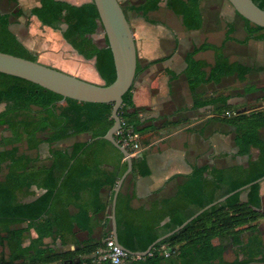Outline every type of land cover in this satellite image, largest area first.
<instances>
[{
	"label": "trees",
	"instance_id": "16d2710c",
	"mask_svg": "<svg viewBox=\"0 0 264 264\" xmlns=\"http://www.w3.org/2000/svg\"><path fill=\"white\" fill-rule=\"evenodd\" d=\"M7 1L14 4L18 2ZM159 2L143 0L139 5H131L129 9L145 22L155 24L148 15L159 9ZM252 2L264 11V0ZM38 3V7L30 10V15L35 16L42 26L53 30H61L60 26L65 25L61 31L63 40L84 60H93V67L104 85L111 84L115 79V70L110 49H99L87 38L98 29L102 31L92 1L80 6L56 0H38ZM164 7L181 20L186 31L201 29V0H165ZM122 10L125 15V10ZM234 12L244 23L245 38L240 44L245 45L250 40H264V29ZM9 18L8 14L0 15V52L36 62V55L28 51L8 29ZM232 33L231 25L226 24L225 38L219 46L203 42L187 52L184 55L183 75L194 108L208 104L219 105L218 116L234 130L233 143L237 148V156H249L252 149L258 151V156L255 160H248L246 166L237 164L216 169L211 172L209 179L203 177L204 167L195 169L192 187L198 189V192L192 196L195 199L204 197V200L196 206L195 211L150 236H144L127 219L120 218L117 197V240L130 252H144L156 239L173 231L205 206L264 177V140L260 136V131L264 129V108L237 114L227 105L229 96L222 95L199 103L196 100V90L201 85L218 84L226 77H235L238 82H243L248 74L256 70L240 63H231L223 55L224 44L233 41ZM206 51L213 53L214 61L211 65L195 58L197 54ZM139 71L137 60L135 75ZM132 88L122 97L118 116L125 127L141 135L153 132L154 127L142 123L138 117L132 101ZM251 91L253 88H247L244 93ZM59 102H63L64 106L57 111L55 106ZM0 104H5L0 112V128L9 132V136L0 137V175H3L0 181V264L90 262V257L101 247L100 244L86 243L69 256L51 253L44 247L43 240L61 234L60 215L65 213L76 197L90 187L97 189L95 195H98L100 188L106 185L108 180L94 186L88 184L99 172L101 164L116 160L121 174L126 170V162L120 164L124 159L122 154L102 139L113 123V104L63 100L61 96L35 84L1 73ZM82 134L90 136L89 141L74 143L64 150L53 147L59 141ZM114 138L118 140L117 136ZM42 143L49 146V166L37 165V158L28 154L36 152ZM21 144L25 145L23 151H20ZM136 165L139 175L148 174L141 161L133 163V171ZM115 182L116 179L112 180L110 185L115 186ZM33 186L45 190L44 193L29 203H21L22 194ZM259 189L260 183H257L233 194L156 244L148 255L138 259L128 256L123 264H160L172 256L173 252L177 254L172 264L264 263V240L259 231V221L264 219V213L261 211ZM30 230L37 237L29 239V244L23 246L29 238ZM177 245V250H173ZM161 247L170 248L168 256L163 255ZM228 248H231L232 261L224 258ZM83 256L86 258L82 259ZM77 259L79 263H75Z\"/></svg>",
	"mask_w": 264,
	"mask_h": 264
},
{
	"label": "crops",
	"instance_id": "0c3cea01",
	"mask_svg": "<svg viewBox=\"0 0 264 264\" xmlns=\"http://www.w3.org/2000/svg\"><path fill=\"white\" fill-rule=\"evenodd\" d=\"M56 1L73 6L91 3V0ZM136 1L118 0L125 10L130 28V19L135 28L132 34L140 71L133 82L132 101L140 121L152 125L155 130L141 135L144 149L131 157L132 171L124 178L117 197L120 218L127 219L144 236H150L158 229L195 211L196 206L204 200V197L195 199L192 196L198 192V189L192 187L195 169L204 167L203 177L209 179L211 172L216 169L237 164L246 166L248 160H255L258 156L255 149L250 151L249 156H237V148L233 143L234 130L221 121L217 114L219 105L193 107V99L183 75L184 55L195 47L190 44L191 37L198 33L202 36L200 44L207 42L219 46L225 38L226 24L231 25L233 41L224 44L223 55L231 63H240L256 70L248 74L243 82H238L235 77H226L218 84L201 85L196 90V100L199 103L222 95L229 96L227 105L237 114L264 108V86L249 81L264 68V58L255 57L257 54L264 55V40H250L245 45L240 44L245 38L244 23L236 15L226 24L207 23L203 16L200 30L186 31L181 20L164 7L165 0H160L159 9L148 15L150 20L156 22L149 24L130 11L131 5H139L143 0L138 4ZM38 6V0H18L16 4L0 0V15H10L8 29L28 51L36 55L38 63L79 78L87 75L88 70H94L95 76L99 77L93 67L94 61L84 60L63 40L61 31L65 29V25L60 26L61 30H53L42 26L35 16L30 15V10ZM167 12L175 19H163ZM101 32L103 31L98 29L94 35L87 37L99 49L106 47L104 34V45L96 43L95 37ZM258 48L260 50L256 52ZM195 58L208 65L214 61L211 51L199 53ZM247 88H253V91L244 93ZM260 136L264 140V129L260 131ZM89 139L90 136L86 134L77 135L59 141L53 147L64 150L74 143L87 142ZM28 154L37 158V165L49 166V146L46 143L40 144L36 152ZM111 161L101 164L99 172L88 183L94 186L100 181L108 180L100 188L98 195H95L97 189L91 187L83 191L66 208L65 213L60 215L61 234H54L43 240L44 247L51 253L71 256L86 243L103 246L104 240L112 232L113 194L126 171L121 174L117 161ZM123 161L124 159L120 164ZM137 161H141L142 166L147 168L146 176L139 175L137 165L133 171V163ZM2 179L3 175H0V181ZM114 179L115 186H111L110 182ZM44 191L34 186L26 189L21 203L33 201ZM259 194L262 199L261 211L264 213V180L260 183ZM242 200H245V194ZM262 226L264 219L259 221L260 232ZM36 237V233L30 230L29 238L23 246L29 244V239ZM177 248L178 245L172 249ZM160 250L164 255L169 254L170 248L161 247ZM176 254L177 252H173L172 256L160 264L174 263Z\"/></svg>",
	"mask_w": 264,
	"mask_h": 264
},
{
	"label": "water",
	"instance_id": "95a60500",
	"mask_svg": "<svg viewBox=\"0 0 264 264\" xmlns=\"http://www.w3.org/2000/svg\"><path fill=\"white\" fill-rule=\"evenodd\" d=\"M91 1L98 13L99 24L105 37L106 47L110 49L112 55L115 79L111 84H92L38 62H33L1 52L0 73L28 81L44 90H48L61 96L63 100L71 99L80 103L92 104H113L111 110V120L113 123L102 139L109 142L122 154L127 165L126 171L120 178L112 199L111 225L113 239L128 255L144 257L151 252L156 244L181 230L205 210L224 202L227 198L237 192L244 191L254 184L261 183L264 180V177L205 206L173 231L156 239L144 252H130L119 244L116 234L114 209L119 188L124 178L132 171V159L128 152L117 143L114 136L120 128L118 110L123 103L122 97L131 89L135 79L137 52L132 30L119 2L117 0ZM227 2L243 19L264 29V11L257 7L252 0H227ZM75 263H79V259H77Z\"/></svg>",
	"mask_w": 264,
	"mask_h": 264
},
{
	"label": "rangeland",
	"instance_id": "374dc122",
	"mask_svg": "<svg viewBox=\"0 0 264 264\" xmlns=\"http://www.w3.org/2000/svg\"><path fill=\"white\" fill-rule=\"evenodd\" d=\"M118 1V0H117ZM140 2V0L136 1V4H138ZM201 11H202V15L204 16V21L207 23H211V22H220V23H229L232 20V17L234 14V9L231 7V5L227 2V0H201ZM168 13V12H167ZM161 13L159 14V17H161ZM170 17V19H175L174 16H172L170 13L168 14H164L163 15V19H168ZM131 21V25H132V33L135 32V28H134V22L132 19H130ZM131 29V30H132ZM157 30V28H156ZM96 43L98 45H104V38H103V32H101L98 36L95 37ZM202 36L201 34H194L193 38L191 37V41L190 44L191 46H197L199 45L202 41ZM209 40V39H207ZM209 42V41H208ZM260 50V48L257 49L256 52H258ZM253 52V51H251ZM256 58H264V55H256ZM37 62V61H36ZM57 70V69H56ZM79 78V77H76ZM83 81L92 83V84H97V85H102L104 84V81L101 80L100 77L95 76L94 74V70H88L87 75L85 74L84 77L79 78ZM250 82L255 83V85L258 86H264V68L260 69L259 72L257 74H255L254 76H252L249 79ZM64 106L63 102H59L58 104H56V110L59 111L62 107ZM5 108V104H0V111H2ZM1 136H9V132L4 130L3 128H0V137ZM20 151H23L25 149V145L21 144L20 146ZM261 235H262V239L264 240V226H262L261 229ZM225 258L227 261H232L233 260V255L231 252V248H228V250L226 251L225 254Z\"/></svg>",
	"mask_w": 264,
	"mask_h": 264
},
{
	"label": "built area",
	"instance_id": "2783aa9c",
	"mask_svg": "<svg viewBox=\"0 0 264 264\" xmlns=\"http://www.w3.org/2000/svg\"><path fill=\"white\" fill-rule=\"evenodd\" d=\"M115 136L118 137L117 143L124 148L131 157L144 149L141 134L133 131L131 128L125 127L121 119L120 128ZM164 255L168 256V254ZM128 256L130 255L115 243L113 232H110L104 240L103 246L90 257V262L84 264H123ZM131 257L136 259L139 258L136 256Z\"/></svg>",
	"mask_w": 264,
	"mask_h": 264
}]
</instances>
